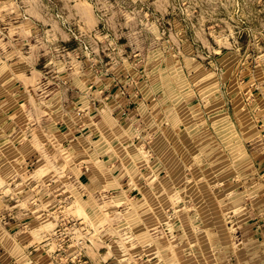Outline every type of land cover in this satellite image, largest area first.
<instances>
[{
	"label": "rangeland",
	"instance_id": "obj_1",
	"mask_svg": "<svg viewBox=\"0 0 264 264\" xmlns=\"http://www.w3.org/2000/svg\"><path fill=\"white\" fill-rule=\"evenodd\" d=\"M263 159L264 0H0V264H264Z\"/></svg>",
	"mask_w": 264,
	"mask_h": 264
},
{
	"label": "crops",
	"instance_id": "obj_2",
	"mask_svg": "<svg viewBox=\"0 0 264 264\" xmlns=\"http://www.w3.org/2000/svg\"><path fill=\"white\" fill-rule=\"evenodd\" d=\"M71 131H72V129H71ZM64 136L67 137V141H68L72 136H74V134L73 133H67L66 135L64 134ZM91 173L94 174L93 171ZM259 176L262 178V180H264V159H263V162L261 163V166H260Z\"/></svg>",
	"mask_w": 264,
	"mask_h": 264
},
{
	"label": "bare ground",
	"instance_id": "obj_3",
	"mask_svg": "<svg viewBox=\"0 0 264 264\" xmlns=\"http://www.w3.org/2000/svg\"><path fill=\"white\" fill-rule=\"evenodd\" d=\"M78 213H80L81 215L86 216V213L84 212V210L81 207H78Z\"/></svg>",
	"mask_w": 264,
	"mask_h": 264
}]
</instances>
